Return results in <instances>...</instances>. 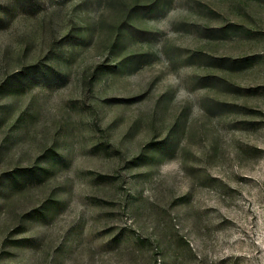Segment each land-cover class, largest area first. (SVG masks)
<instances>
[{"label":"rangeland","instance_id":"obj_1","mask_svg":"<svg viewBox=\"0 0 264 264\" xmlns=\"http://www.w3.org/2000/svg\"><path fill=\"white\" fill-rule=\"evenodd\" d=\"M0 264H264V0H0Z\"/></svg>","mask_w":264,"mask_h":264}]
</instances>
